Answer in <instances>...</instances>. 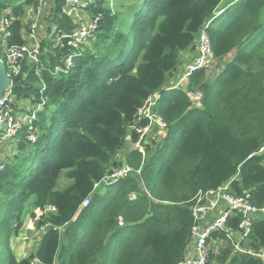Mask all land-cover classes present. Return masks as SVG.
Here are the masks:
<instances>
[{
  "label": "trees",
  "instance_id": "trees-1",
  "mask_svg": "<svg viewBox=\"0 0 264 264\" xmlns=\"http://www.w3.org/2000/svg\"><path fill=\"white\" fill-rule=\"evenodd\" d=\"M63 1L50 6L38 62L25 59L10 76L15 102L43 97L44 105L38 138L29 142L21 134L15 153L1 150L6 237L0 264H177L191 239L198 192L228 182L231 193L248 189L251 203L264 207V0L230 6H221L223 0H120L121 10L92 0L85 9L100 16L88 44L78 49L67 45L75 24L62 12ZM34 3L0 0V16L5 11L9 18L1 61L7 46L24 43L21 18ZM210 18L215 60L230 57L213 75L197 69L183 86H168L180 54L193 51ZM69 54L71 66L56 71ZM188 90L200 92L199 106H192ZM153 92L159 93L154 111L166 122L164 134L149 136L143 156L135 148L123 153L134 170L129 176L94 189L123 163L115 155L127 137L137 139L133 125L146 124L136 122L137 111ZM63 170L71 182L57 189ZM27 204L41 213L25 211ZM27 212L43 232L33 252L18 259L8 243ZM237 222L238 216L227 220L232 227ZM250 228L241 246L263 248L264 216L252 218ZM214 238L221 245L210 249V264H264L235 251L223 232L209 242Z\"/></svg>",
  "mask_w": 264,
  "mask_h": 264
},
{
  "label": "built area",
  "instance_id": "built-area-1",
  "mask_svg": "<svg viewBox=\"0 0 264 264\" xmlns=\"http://www.w3.org/2000/svg\"><path fill=\"white\" fill-rule=\"evenodd\" d=\"M92 0H64L62 12L71 17L75 24L74 29L68 35L67 45L78 49L85 44L87 39L93 36L99 19V14L93 15L87 20L84 19L85 11L81 9L87 6ZM34 15L32 21L22 27L24 43L21 45L13 44L5 49L4 66L9 76L16 74L21 69L23 60H33L38 62V56L41 52V34L39 31L40 12L44 8L45 0H34ZM223 11L222 8L215 11L216 16ZM200 28L198 36L194 43L192 58L181 67V72L172 87L183 86L187 78L197 69H208L216 61L212 52L209 35L206 31L210 20ZM9 18L4 16L0 18V31L3 34L0 38V44H5V35H7V25ZM72 54L66 56L63 60V66H56V71L66 70L71 66ZM192 106L201 104V95L199 92L186 91ZM159 97L158 92L150 94L142 103L136 114V122L146 119L144 125H133L137 133V139L132 142L133 148L137 149L143 156L144 142L149 136L160 137L166 129V122L154 111L156 101ZM44 98L41 97L37 102H31L28 99L14 101L10 87L0 96V169L4 165V158L1 150L6 147L9 149L7 155H11L13 145L17 146L21 134H25L29 142H34L38 138L37 119L38 113L42 110ZM261 148L259 151H262ZM133 168L125 162L120 166L113 168L110 172L98 182H95L94 189L108 186L119 178L129 176ZM138 173L139 170H136ZM228 182L216 189L205 193L198 192L194 197L192 205V216L194 224L191 229V239L186 247L183 258L177 264H210L208 257L210 253L209 239L216 232H223L226 239L232 244L235 251L249 252L250 254L261 258L264 261V247L256 250L244 249L240 242L245 240L250 233L251 219L256 216H264V207H256L250 201V190L244 189L239 194L229 191ZM88 204V197L83 199L81 206ZM54 207H47L46 210H54ZM238 216V222L235 227L229 226L227 220L229 217Z\"/></svg>",
  "mask_w": 264,
  "mask_h": 264
},
{
  "label": "rangeland",
  "instance_id": "rangeland-1",
  "mask_svg": "<svg viewBox=\"0 0 264 264\" xmlns=\"http://www.w3.org/2000/svg\"><path fill=\"white\" fill-rule=\"evenodd\" d=\"M118 1L120 2V0H108L110 7H112L113 9L118 8L121 10V8H119L120 5H118V4L116 5V3ZM224 4H225V2H224ZM43 6H44V8L40 12L41 16H40V24H39V31H40L42 39H43V37L46 36L45 35V29H46L45 26H46V22H47L46 16L49 14L51 3H49L48 0H45ZM7 10H9V9H7ZM82 10L86 11L88 13V15H86V14L84 15V18H86V20L91 17L90 11H88L86 9L84 10V8L81 9V11ZM26 13H27V11H25V13L23 14L25 21L24 22L22 21V24L24 23L25 25L27 23H30L32 21V18H33V16L30 15L31 13L29 15H27ZM262 15L264 17V9H263ZM4 16H6L5 11H3L0 18H3ZM23 16H22L21 20L23 19ZM2 32H3V30L0 31V38H2V36H1L3 34ZM88 40L89 39H87V41L85 43L88 44ZM224 62L221 61L220 59H217L214 62V64L210 68H208V70H209L208 72L211 73V75L215 74L223 66ZM156 140H157V138H156ZM130 149H133V146H132V142L127 137L126 144L124 145V147L121 150H119L117 152V154H118L117 157L115 156L116 160L121 159L122 153H120V152L124 153ZM2 151H5V149H2ZM16 151H17V148L15 147V144H14L13 148L11 150V154L15 153ZM65 173H66V170L61 171L59 178L57 179V183H56L57 189H62L64 187H66L68 184H70L71 180L65 176ZM31 210H35V209H33L32 207H30L27 204L25 206V211L30 212ZM28 212L23 215V219H24L25 224L22 227L21 231L17 235H12L10 237V240L8 243L10 245V247L13 249L16 257H18V255H22V254H24L23 257H25V256H28L31 252H33V250L37 244V241L43 232L42 228H40V229L35 228L34 219L33 220L30 219V222H29L30 226L29 227L27 226V220H29V218H27ZM39 213H41V211H39ZM5 237H6V231L0 226V251H2V247H3V244L5 242L3 240L5 239ZM18 258H21V257H18Z\"/></svg>",
  "mask_w": 264,
  "mask_h": 264
},
{
  "label": "crops",
  "instance_id": "crops-1",
  "mask_svg": "<svg viewBox=\"0 0 264 264\" xmlns=\"http://www.w3.org/2000/svg\"><path fill=\"white\" fill-rule=\"evenodd\" d=\"M49 1V3H51V5H53V2L55 1V0H48ZM224 2H225V4H224ZM237 2V0H223V2H222V4H221V6L222 5H227V6H230V5H233L234 3H236ZM25 11H27V15H29L30 13V15L32 16V15H34V13H35V11H34V8L33 7H27L26 9H25ZM85 14L86 15H88V13L85 11ZM85 14H83V17H84V15ZM88 17V16H87ZM85 20H86V18H84ZM21 21H25L24 20V16H23V19L21 20ZM23 26H25V24L23 23L22 24ZM192 48H189V49H187V50H185V51H183L180 55V61H179V66L177 67V69H176V71H175V74H174V76L173 77H170V78H168L167 79V85L168 86H172V84L174 83V81L177 79V75L181 72V67L184 65V64H186L187 62H189L190 60H191V58H192ZM230 57V54L229 55H227V56H225L224 58H221L220 60L221 61H223V60H226V59H228L229 57ZM120 153H122V157H121V161L124 163L125 161H124V156H123V152H120ZM117 153H116V157H117ZM116 159V158H115ZM38 213H39V210L38 209H35ZM27 218H29V220H27V226L29 227L30 226V219L31 220H33L31 217H30V215L28 214L27 215ZM24 224H25V222L23 223V226H24ZM221 245V241H219V239H217V238H214L212 241H210L209 242V246H210V249L212 248V250L214 249H218L219 248V246ZM18 255V254H17ZM24 256V254H22V255H18V257H23ZM17 257V258H18ZM18 259H20V258H18Z\"/></svg>",
  "mask_w": 264,
  "mask_h": 264
},
{
  "label": "water",
  "instance_id": "water-1",
  "mask_svg": "<svg viewBox=\"0 0 264 264\" xmlns=\"http://www.w3.org/2000/svg\"><path fill=\"white\" fill-rule=\"evenodd\" d=\"M11 78L7 73L6 67L0 59V96L10 87Z\"/></svg>",
  "mask_w": 264,
  "mask_h": 264
}]
</instances>
